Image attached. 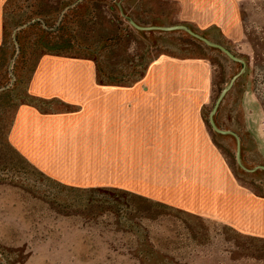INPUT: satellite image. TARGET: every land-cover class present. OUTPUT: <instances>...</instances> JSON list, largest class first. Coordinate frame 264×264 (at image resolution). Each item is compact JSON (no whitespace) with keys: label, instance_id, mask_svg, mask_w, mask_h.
Here are the masks:
<instances>
[{"label":"rangeland","instance_id":"1","mask_svg":"<svg viewBox=\"0 0 264 264\" xmlns=\"http://www.w3.org/2000/svg\"><path fill=\"white\" fill-rule=\"evenodd\" d=\"M235 2L244 36L234 44L221 37L215 24L203 23L186 0H11L5 6L0 264H264V240L229 230V169L260 198L264 171L242 170L235 159V139L214 133L208 124L218 95L241 65L182 30L138 31L126 18L142 27L186 26L243 60L245 72L214 120L220 112L217 127L238 136L241 163L253 169L264 166V0ZM117 42L121 47L116 49ZM161 53L209 62L214 91L201 114L206 133L196 131L188 142L192 146L178 147L185 156H170L168 166L155 164L149 180L154 187L139 173L134 174L137 182L133 174L119 173L107 188L77 187L42 174L9 145L17 109L56 108L54 101L29 92L45 54L88 59L97 73L93 83L120 85L140 82L147 62Z\"/></svg>","mask_w":264,"mask_h":264},{"label":"crops","instance_id":"2","mask_svg":"<svg viewBox=\"0 0 264 264\" xmlns=\"http://www.w3.org/2000/svg\"><path fill=\"white\" fill-rule=\"evenodd\" d=\"M10 1L0 0V47L2 15ZM186 1L193 3L203 23L215 24L229 44L242 40L235 0ZM211 70L200 57L161 53L147 62L140 82L95 84L97 73L88 59L45 54L29 92L42 101H54L56 108L42 112L23 105L17 109L9 145L42 174L77 187L107 188L119 173L133 174L136 182L134 174L139 173L154 187L149 180L155 164L168 166L170 156H185L178 147L192 146L188 142L196 131L206 133L201 114L214 91ZM71 106L79 108L67 113ZM215 188H222L219 182ZM229 230L238 237L264 240V198L239 183L230 169Z\"/></svg>","mask_w":264,"mask_h":264},{"label":"water","instance_id":"3","mask_svg":"<svg viewBox=\"0 0 264 264\" xmlns=\"http://www.w3.org/2000/svg\"><path fill=\"white\" fill-rule=\"evenodd\" d=\"M129 21V24L136 30L138 31H164V32H171V31H178V30H182L184 32H186L189 36H191L192 38L199 40L200 42L204 43L206 46L216 49L218 51H220L221 53H223L230 61L238 63L241 65V69L239 70L238 73H236L234 76L231 77V79L229 80L228 84L221 90L220 94L218 95L212 110L210 111L209 115H208V124L210 126V128L212 129V131L216 134L219 135H230L232 136L235 141H236V152H235V159H236V163L237 165L244 171L246 172H255L256 170H262L264 171V166H258L255 167L253 169H246L243 164L241 163L240 160V140L238 138V136L229 131V130H223L217 127L215 120H214V116L217 112V109L220 105V103L222 102L223 98L225 97V95L227 94V92L231 89V87L233 86V84L235 83V81L245 72V64L243 62V60H241L240 58L236 57L234 54H232L229 50H227L226 48H224L223 46L210 42L207 39L199 36L198 34L194 33L192 30H190L188 27L183 26V25H175V26H168V27H163V26H149V27H142L137 25L133 20H131L130 18L126 17Z\"/></svg>","mask_w":264,"mask_h":264}]
</instances>
